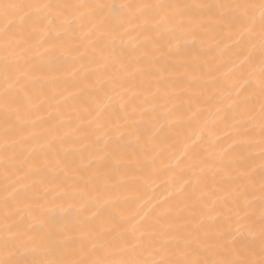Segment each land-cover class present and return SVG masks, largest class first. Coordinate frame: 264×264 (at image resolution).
<instances>
[{
	"label": "snow or ice",
	"instance_id": "6c2138e0",
	"mask_svg": "<svg viewBox=\"0 0 264 264\" xmlns=\"http://www.w3.org/2000/svg\"><path fill=\"white\" fill-rule=\"evenodd\" d=\"M105 7L110 10L108 17H103ZM126 9L130 11L125 13ZM0 22V74L7 85L0 95V153L5 179L10 169L17 177L11 199L5 197L0 216V264H264V67L256 79L245 75L241 66L234 85L237 99L224 109L217 108L218 112L223 110L224 121L235 122L232 152L228 155L235 153L231 163L239 168L233 175L225 165L217 173H228V180L218 186L223 196L216 190L211 193L215 199L201 196L183 223H178L179 214L173 217L167 210H158L145 217L131 234L122 232L117 236H111L114 228L97 230L87 215L98 200L109 194L108 182L118 165L110 172L99 168L108 160L121 159L123 127L137 125V116L147 114L144 105L151 104L154 112L160 100L169 96L170 87L182 84L190 70L202 68L199 57L203 52L196 50L197 45L204 50L211 33L239 28L243 30L241 35L246 33L248 37L240 43L251 44L258 35L264 60V0H158L134 5L0 0ZM41 28L48 37L43 41L49 44L48 53L63 49L80 61L88 55V63L102 67L108 77L93 88L77 114L80 124L76 132L90 130L82 139L99 132L106 137L102 149L90 153L92 158L87 164H76L75 150L62 151L65 137L56 134L55 129L41 134L39 151L27 147L30 135L35 133H25L38 122L32 117L43 105L35 99L44 92L29 91L30 69L25 66L30 65L31 49L24 45ZM85 28L90 54L80 51L82 41L77 43V33H84ZM132 32H136L135 43L130 40L125 44L124 37ZM251 59L249 55L248 62ZM181 68L185 69L183 73ZM172 73H179L175 80L170 78ZM129 91L131 95H127ZM110 105L118 107L109 111ZM39 122L43 123L44 118L40 117ZM99 140L97 136L96 142ZM86 172L93 174L86 179ZM61 173L64 180L60 179ZM70 173L77 179L65 187ZM29 180L30 184L24 183ZM101 181L103 188H99ZM16 184L22 187L16 188ZM38 186L44 187L45 197L52 191L66 199L69 207L65 211L72 213L76 221L71 228L57 225L54 209L49 210L47 220L35 215L37 207L43 209ZM108 204L105 200L104 206Z\"/></svg>",
	"mask_w": 264,
	"mask_h": 264
},
{
	"label": "bare ground",
	"instance_id": "6f19581e",
	"mask_svg": "<svg viewBox=\"0 0 264 264\" xmlns=\"http://www.w3.org/2000/svg\"><path fill=\"white\" fill-rule=\"evenodd\" d=\"M16 2L134 5L158 2V0H16ZM181 2L234 3L236 0H181ZM240 2L259 3V0H240ZM129 11L126 9L125 13ZM102 13L103 17H108L110 10L105 7ZM258 15L259 13L257 17ZM2 28L3 24L0 22V31ZM87 31L88 28H85L84 33H77V43L82 41L83 46L80 51L90 54L92 48L86 38ZM242 31L236 28L231 31L211 33L206 49L201 50L199 45L196 48L197 51L203 52L199 57L202 68L190 70V74L182 84L175 88L170 87L169 96L160 100L154 112L151 110V104L144 105L148 109L147 114L143 117L137 116V125L123 127L125 135L120 150L121 159L108 160L99 168L102 172H110L118 165V171L108 182L109 194L98 200L87 214L97 230L114 228L111 236H117L122 232L131 234L133 228L143 222L145 217H150L158 210H167L173 217L179 214L181 219L178 223H183L184 218L190 215L189 210L195 209L201 196L208 200L214 190L219 196L224 195L223 192L218 191V186L221 182L228 180V173H217L225 165H228V170L233 175L239 171V168L236 163H231L235 160V153L228 155L232 152L235 122L224 121L223 110L218 112L217 108L224 109L230 101L237 99L234 85L241 66L245 75L251 74L256 79L260 77L261 69L264 67L258 35L251 44L240 43L241 40L248 39L246 33L241 35ZM258 31L257 25V33ZM135 36L136 32H132L131 36H125V44L133 40ZM45 40H48V37L43 34L41 28L37 29L24 45L25 48L31 49L28 53L31 58L30 65L25 66L26 70L30 69L29 91L42 89L44 92V95L35 99V103L39 104L43 101V105L32 117L38 122L35 126L30 125L25 133L26 135L35 133L30 135L27 147L29 151L32 149L39 151V145L43 143L41 134L46 129H55L56 134L65 137L62 151L75 150L73 159L76 164L81 162L87 164L92 158L90 153L102 149L106 137L103 132H99L89 135L87 139H82L90 130L82 129L76 132L77 125L80 124L77 114L81 112L83 102L88 100L93 88L99 87L100 83L108 77L104 75L102 67L95 63H88V55L80 61L73 60L72 56L63 49L48 53L46 49L49 44L43 43ZM2 43L0 39V44ZM133 43H135L134 40ZM116 46L119 50V40L116 41ZM191 51L189 49V52ZM249 55L252 57L250 62L247 60ZM31 65L35 67L32 68ZM184 71L185 69H180V73ZM86 73L87 79H85ZM178 75L179 73H172L170 78L175 80ZM10 83L14 84V81ZM5 87L7 85L0 74V95L3 94ZM131 94V91L127 93V95ZM91 107L95 108V105ZM112 107H118V105H110L109 111ZM40 117L44 118L43 123L39 122ZM119 123L124 125L123 120ZM116 135L118 136L119 133ZM97 136L100 137L99 143L96 142ZM99 154L104 155L103 151ZM2 161L3 155L0 153V216L3 215V201L5 197L11 199L12 185L17 179L16 175H12L11 169L8 179H5ZM93 167L95 168L96 165ZM92 174L86 172L85 178ZM60 179H65L63 173ZM76 179L77 177L70 173L66 178L65 187ZM24 183L30 184L31 180ZM15 186L22 187L21 184ZM51 187L53 186H49ZM103 187L104 182L101 181L99 188ZM38 189L41 197L39 203L43 205V209L37 207L35 215L41 220H47L49 210L54 209L57 225L59 227L67 225L71 228L76 221L72 213L65 211L69 207L66 199L52 191H49L45 197L44 187L38 186ZM92 195L96 196L97 193L93 192ZM105 200L109 201L106 207ZM166 205H171V208L165 209ZM83 219L84 217H81V220ZM24 226H28L27 222ZM2 255L0 251V256Z\"/></svg>",
	"mask_w": 264,
	"mask_h": 264
}]
</instances>
